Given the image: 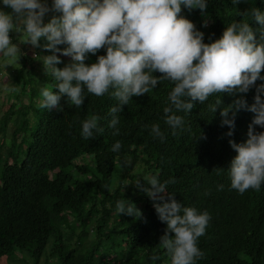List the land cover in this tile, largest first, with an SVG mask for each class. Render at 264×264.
<instances>
[{
    "label": "trees",
    "instance_id": "1",
    "mask_svg": "<svg viewBox=\"0 0 264 264\" xmlns=\"http://www.w3.org/2000/svg\"><path fill=\"white\" fill-rule=\"evenodd\" d=\"M47 3L51 6L52 0ZM252 7L264 13V0H244L236 6L231 0H207L206 14L182 6L181 15L204 33V43L219 39L233 21L248 22L259 39L261 26L251 16L241 15ZM0 10L11 11L3 6ZM52 15L48 13L44 22ZM39 43L46 41L42 38ZM104 54L103 49L97 52ZM57 55L62 61L57 68L70 62ZM28 58L27 65L22 53L21 65L12 77L18 86L16 94L26 92L28 101L16 106L14 99L0 115V258L18 264H50L51 259L54 264H170L158 246L166 225L159 221L153 202L135 185L122 183L123 172L139 160L142 173L136 180L145 187L153 175L161 183L174 179L167 193H174L185 207L210 214L206 232L198 240L204 257L197 264H264V184L258 191L240 194L231 188L227 172L236 155L228 140L244 142L254 114L239 111L231 137L225 135L229 129L221 126L220 116V110L240 95L251 105L255 87L246 94H213L203 104L195 103L190 113H177L185 123L183 131L173 135L164 123L163 108L169 104L174 85L161 81L145 96L133 97L117 114L119 135L114 136L108 127L109 109L118 102L110 94L96 97L85 90L80 108L66 98L60 101L62 111L42 108L41 89L54 85L55 80L44 66L37 74L36 57ZM95 62L91 54L85 61ZM261 83L256 81V85ZM219 96L221 104L213 113L210 105ZM33 99L39 103L33 104ZM92 115L101 117L99 125L104 131L85 140L81 122ZM152 124L160 125L163 141L150 134ZM8 126L12 128L3 143ZM116 141L122 145L118 153L111 150ZM72 151L75 158L69 159ZM80 169L85 178L78 174ZM220 185L223 189L217 190ZM120 199L134 203L142 218L118 214L116 201ZM113 239H117V248L110 243ZM152 256L159 259L154 261Z\"/></svg>",
    "mask_w": 264,
    "mask_h": 264
},
{
    "label": "clouds",
    "instance_id": "2",
    "mask_svg": "<svg viewBox=\"0 0 264 264\" xmlns=\"http://www.w3.org/2000/svg\"><path fill=\"white\" fill-rule=\"evenodd\" d=\"M0 2L11 10H0V54L20 59V48L10 35L14 30L26 33L24 44L52 53L42 57V63L44 69L50 70L55 84L41 89L40 106L62 111L60 101L66 98L80 108L85 102V90L96 97L110 94L118 102L109 109L108 127L114 136L119 135L117 114L133 97L145 96L161 81L174 85L168 94L169 104L163 108L164 123L173 135L177 130L183 131L185 123L177 113H190L195 103L203 104L213 94H246L255 87L251 105L240 95L220 110V116L221 126L229 129L225 135L231 137L236 114L241 110L254 114L247 139L241 143L228 140L236 155L227 172L231 188L238 193L260 190L264 184V131L254 128L264 129V83L256 85V81H264V13L259 9L252 7L241 13L261 26L259 39L248 22L233 21L219 39L204 43V33L181 13L183 6L206 14L207 0H52L51 6L47 0ZM242 2L231 0L235 6ZM50 12L53 15L45 23ZM42 38L44 45L39 43ZM61 45L66 47L61 49ZM101 49L105 54L97 55ZM57 53L70 58L63 68L56 67L62 63ZM89 54L96 56L95 63H85ZM157 72L159 77L154 76ZM9 91L16 89L11 87ZM220 104L219 96L210 105L213 113ZM100 120L98 115L83 120L82 138L88 140L94 133H102ZM150 134L161 141L165 139L159 124L150 125ZM201 138L206 139L202 135ZM121 147V142L116 141L111 150L118 153ZM174 182L161 183L155 175L148 179V187L140 180L129 181L148 196L159 221L166 225L158 246L165 250L170 264H197L204 257L198 240L205 234L211 216L207 211L183 206L174 193H167V185ZM222 189L220 185L217 190ZM116 211L135 219L143 216L126 199L116 201Z\"/></svg>",
    "mask_w": 264,
    "mask_h": 264
},
{
    "label": "rangeland",
    "instance_id": "3",
    "mask_svg": "<svg viewBox=\"0 0 264 264\" xmlns=\"http://www.w3.org/2000/svg\"><path fill=\"white\" fill-rule=\"evenodd\" d=\"M1 6H2V2H0V7ZM10 34L14 40L13 43L18 44L20 51L25 55V57H26L25 60H26L27 65L29 63V58H28L29 56H32L33 58L36 57V62H34V64H35V72L38 74L40 66H43L42 57L47 56L48 54H46L43 49H39L36 51V49L34 47H32L31 45L24 44V41L26 39V33L22 32V31L17 32L14 30L13 33H10ZM62 60L64 62H67L68 60H70V58L62 56ZM20 65H21L20 59L18 61H16L13 58L4 57L3 54H0V115L3 111H5L7 109V107L9 106V104L11 103L12 100L15 99L17 101L16 106L23 105V104L27 103V101H28V99H27L28 95L26 92H23V93L18 92L16 94V91H9V88H11V87H15L16 90L18 88V86L13 85L12 77L15 74V70ZM44 75H45V77L47 76L46 73ZM32 103L37 105L39 102L36 99H33ZM11 128H12L11 126H8L7 132H6V141H3V143L8 141L7 138L9 137V132H10ZM0 147H2L1 144H0ZM67 157L69 159H74L75 156H74L73 151L68 153ZM141 165H142L141 161L137 160L136 163L132 167L127 169L125 172L122 171L124 173V179H123L122 183L126 184V185L133 184L136 181V177L142 173ZM78 174L83 176V178L86 177L85 176L86 174L81 169L78 170ZM129 181H131L133 183H129ZM110 243L115 248L118 247L117 239L111 240ZM16 254L20 255L19 253H16ZM110 255H114V252H110ZM54 263H55L54 259H51L50 264H54ZM0 264H18V263L14 262V261H10L9 259L2 256L0 258Z\"/></svg>",
    "mask_w": 264,
    "mask_h": 264
}]
</instances>
